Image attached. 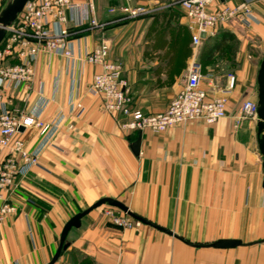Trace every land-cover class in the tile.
I'll list each match as a JSON object with an SVG mask.
<instances>
[{
    "label": "crops",
    "instance_id": "0c3cea01",
    "mask_svg": "<svg viewBox=\"0 0 264 264\" xmlns=\"http://www.w3.org/2000/svg\"><path fill=\"white\" fill-rule=\"evenodd\" d=\"M74 1L83 9L91 3L93 10L87 12L99 22L111 19L109 10L125 3ZM171 1L132 0L153 9H171ZM172 8L181 11L180 23L188 27L185 13ZM253 14L257 24L249 29L224 26L217 34L227 32L236 43L231 67L221 74L211 64L204 66L214 84V97L224 94L229 75L235 77L234 88L225 93L226 117L211 125L198 121L178 124L161 134L143 131L137 156L130 151V144L138 131H123L119 123L124 118L106 112L101 98L88 92L98 68L84 62L70 64L53 54L40 55L34 64L31 88L21 90L13 106L38 108L43 123L50 124L59 116L61 123L38 165L19 180L11 196L17 212L0 224V264H47L65 223L101 198L120 201L134 214L188 244L148 225H115L107 211L117 214L120 210L103 205L86 214L78 228L70 229L67 248L55 264H264V239L220 237L215 241L256 243L217 250L196 247L203 244L191 243L187 235L188 227L197 230L203 222L211 226L219 216L257 217V232L264 234V172L257 120L243 119L236 124L242 102L256 98V77L264 56V0L253 7ZM153 17L75 39V53L100 42L108 45V59L122 66L131 109L145 114L161 112L168 106L180 91L192 56L186 60L179 49L144 52L139 42L154 34L140 32L141 26ZM129 25L131 31L127 32ZM167 53V60H157ZM219 55L216 52L213 58ZM149 56L155 59L145 58ZM72 104H80L81 109L70 110ZM24 138L34 145L42 136L37 130H28Z\"/></svg>",
    "mask_w": 264,
    "mask_h": 264
},
{
    "label": "built area",
    "instance_id": "2783aa9c",
    "mask_svg": "<svg viewBox=\"0 0 264 264\" xmlns=\"http://www.w3.org/2000/svg\"><path fill=\"white\" fill-rule=\"evenodd\" d=\"M6 1L0 0V10ZM259 3L262 0H172L168 7H178L185 13L192 33L191 44L196 49L203 40L215 38L224 26L247 30L257 24L253 7ZM87 9L89 12L93 10L91 3L83 9L74 0H29L16 20L6 28L0 43V224L16 214L11 196L19 180L27 177L38 165L43 150L50 145L61 123L60 116L50 124L43 123L38 108L27 110L13 106L17 94L31 88L34 64L40 55L53 54L70 64L77 61L96 66L98 71L92 76L88 92L101 98L106 112L124 118L119 123L123 131L161 134L178 124L198 121L211 125L226 117L228 98L225 93L234 88L235 77L228 76L224 94L212 96L214 84L204 73L196 50L188 63L180 91L163 111L145 114L132 110L122 66L108 59V45L100 42L90 50L84 48L81 53H75V39L153 15L165 6L153 9L125 0L118 9L109 10L114 18L104 22H99ZM15 60L17 62L13 63ZM76 109H81V105L70 106V110ZM243 119L257 120L256 101L247 99L242 102L236 124ZM20 128H23L22 132ZM28 130L39 131L42 138L37 144H29L24 138ZM107 215L113 224L123 228L141 225L127 215L120 216L111 210Z\"/></svg>",
    "mask_w": 264,
    "mask_h": 264
},
{
    "label": "rangeland",
    "instance_id": "374dc122",
    "mask_svg": "<svg viewBox=\"0 0 264 264\" xmlns=\"http://www.w3.org/2000/svg\"><path fill=\"white\" fill-rule=\"evenodd\" d=\"M155 15L156 14L154 13L153 20L149 24H145L148 21H144V25L141 26L140 32L142 31L144 34H154L152 37H148V39L143 37V39L139 42L140 47L144 52L150 49H179L185 55L186 60H188V58L196 50L198 61L203 62L205 66L210 64L213 65L215 72L222 74L226 72V68L231 67L230 64L232 62V55L237 47L235 42H230L223 51L222 55L213 58L211 62H206L205 58H202L204 51L203 45L196 49L192 47L189 26L187 27L186 24L180 23V18L183 14L179 9L171 7V9L168 8L162 10L161 12H158L156 16ZM112 18H114V16ZM127 23H129V21L123 24ZM126 31H131L130 25L127 27ZM167 55L169 54L167 53L165 56H160L157 60L159 62L167 60L169 58ZM145 58L150 61L155 59L153 56ZM203 69L206 73V69ZM163 86H165V82L163 83ZM163 90L166 91L165 88ZM252 100L256 101V98ZM117 214L120 216L125 215L122 211L117 212ZM214 221V224L211 226L209 223L204 224L203 222V226L200 229H198V227L197 230H194V226L188 227L189 230H187L189 233H187V235L192 238L189 241L195 244H208L214 242L216 238L230 236L238 237L239 239L244 238L245 241L253 238H257V241H262L264 239V234L257 232V217L246 218L236 216H219L215 218Z\"/></svg>",
    "mask_w": 264,
    "mask_h": 264
},
{
    "label": "water",
    "instance_id": "95a60500",
    "mask_svg": "<svg viewBox=\"0 0 264 264\" xmlns=\"http://www.w3.org/2000/svg\"><path fill=\"white\" fill-rule=\"evenodd\" d=\"M28 1L29 0H7L5 2V4L0 10V43L5 37L6 28L16 20L17 16L21 13L24 5ZM204 37H205L204 34H201V38L204 39ZM256 84H257V90H256L257 144H258L259 153L262 157V169L264 172V135H263V132H264V56L259 65V69H258L257 77H256ZM19 131L22 132L23 128H20ZM140 143H141V132L139 131L137 135V139L133 143L130 144V151L135 156H137L139 153ZM103 205L117 208L118 210L122 211L125 215H127L131 219L143 225L151 226L160 232H163L167 235L173 236L176 239L185 242L182 238L174 235L171 231L161 228L160 226H157L151 223L145 218L134 214L120 201H117L111 198H101L98 201H96L94 204H92L89 208H87L86 210L78 212L77 214L72 216L65 223V225L63 226L61 230L60 236H59V242H58L57 249L55 253L53 254L51 260L47 264H55L60 254L62 253V251L67 248V243L65 241H66V236L68 232L70 231V229L78 228L80 226L81 219L86 214H88L90 211L100 206H103ZM255 243L256 242H253L251 244H255ZM251 244H244L241 240H237V239H219L212 243L203 244V245H195V246L213 248L217 250H226V249H234L237 247L251 245Z\"/></svg>",
    "mask_w": 264,
    "mask_h": 264
},
{
    "label": "trees",
    "instance_id": "16d2710c",
    "mask_svg": "<svg viewBox=\"0 0 264 264\" xmlns=\"http://www.w3.org/2000/svg\"><path fill=\"white\" fill-rule=\"evenodd\" d=\"M217 37V36H216ZM213 39H205L203 40V57L205 58L206 62H211L214 53L222 54L225 48L228 46L230 42H235L231 35L227 32H221L217 38ZM200 62V61H199ZM202 68H205L203 62H200ZM204 73L205 70L203 69Z\"/></svg>",
    "mask_w": 264,
    "mask_h": 264
}]
</instances>
